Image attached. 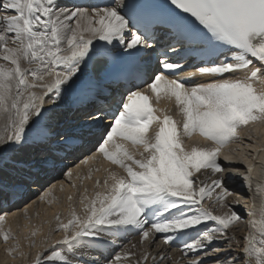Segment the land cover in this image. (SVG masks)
<instances>
[{
    "label": "snow or ice",
    "instance_id": "1",
    "mask_svg": "<svg viewBox=\"0 0 264 264\" xmlns=\"http://www.w3.org/2000/svg\"><path fill=\"white\" fill-rule=\"evenodd\" d=\"M160 23L173 30L177 43L198 46L199 66L170 62L162 54L147 79L137 75L129 82L116 109L97 112L93 122L103 121L104 115L109 121L96 151L121 171L104 168L103 182L97 177L91 197L84 189L83 216L71 206L66 221L54 215L56 225L49 233L63 231V236L55 240L46 234L30 264H81L75 259L79 248L104 234L134 230L143 246L140 255L125 248L107 264H168L173 258L166 250L150 251L157 234L165 248L180 243L187 257L183 264H205L209 258L213 264H264V183L253 191L252 176L264 147L249 145L251 160L242 157L240 176L251 203L241 239L229 232L243 220L235 208L239 202H228L231 193L218 175L224 172L218 162L221 150L239 139L238 129L264 120V88L256 87L264 85V0H167L159 7L116 0L111 6L71 9L59 6V0H0V152L22 144L45 104L54 106L62 90L72 87L93 51H109L104 45L95 48L94 41L119 42L137 55L151 50L152 29ZM185 67L194 70L181 75ZM238 72L244 75H229ZM193 78L203 82L190 83ZM162 99L175 106L181 120L170 108L159 107ZM194 135L211 146L186 147L185 139ZM65 175L71 178V170ZM210 176L217 178L209 181ZM5 223L0 214V237L6 245L13 239L7 248L12 253L20 245ZM218 243L226 247L213 246ZM173 264H181L179 258Z\"/></svg>",
    "mask_w": 264,
    "mask_h": 264
},
{
    "label": "bare ground",
    "instance_id": "2",
    "mask_svg": "<svg viewBox=\"0 0 264 264\" xmlns=\"http://www.w3.org/2000/svg\"><path fill=\"white\" fill-rule=\"evenodd\" d=\"M229 75L243 76L244 73L238 72V73H233V74H229ZM256 87L258 89H260V88H264V85L257 83ZM65 96L69 98L68 100H72L74 98V94L72 96V93L69 90V88L62 90V95L59 97V99H63V97H65ZM171 106L172 105H169L168 101L163 100V99L161 100L160 105H159V107H164V108H171ZM54 110H55V108H49V104L46 103L44 106V109L42 111V116H41L40 120L36 124H33L31 127L28 128L27 135L25 136L22 144L19 146H15L13 148L6 149L3 152H0V199L1 200L10 201L11 199H14V197H17L19 195L24 194V193L20 194V191H18V190L23 191L24 189H21V187H20V189H16L17 185H16V182H14L16 180L15 177L18 176L19 174H21L20 171L22 172V171L26 170V168L24 169L22 165H18V163L24 164V161L20 160V157L25 154L27 156L29 155L30 160L33 158H37L36 154L30 153L29 150L25 149V148H26L27 144L29 142H31L33 139L36 140L39 138L37 135H35L38 132V130L40 129L38 127V125L41 126L42 124H44L45 123L44 116L48 117L49 111H54ZM170 111H171V109H170ZM262 121H259L260 123H257L256 125H254L255 126L254 132H256L255 134H252L253 133L252 131L249 132L250 127L248 125H244L245 130L241 133V131H240L241 127H242L241 126L238 129V132L242 135V138H243L242 139L241 136L238 135L240 140H241L240 144H238L237 146L229 144V146H226L224 151H221L220 158L218 157V162L222 165V167L224 169V172L221 174H218V175L223 177L224 186L231 193V195L228 196V202L231 203L234 200L239 202L238 206H235V208H236V211L240 215H242L243 217L244 216L246 217V219L244 221H246L248 219V217L246 215V209L249 207L251 201H250L249 192L246 189V187L244 186V183H243L241 176H240V173L245 171V162H244V159H242V157H247L248 160H251L252 148L249 147V145H252L254 147H264V121L263 122ZM253 139H255V144H252V142H251ZM192 143H196V142L193 139H191V140H189L188 145H190ZM95 148H96V146L94 148H92L90 151L89 150L84 151V152L81 151V153L79 154V156L77 158H74L71 161H69V163L67 164L65 169H67V168L69 170L73 169L76 165L78 167L80 159H81L80 163L82 165H85V168L78 167V169H81V170L77 171L75 176L71 175V178H69L68 176L65 175L66 179H64L60 182L59 181L60 178L58 177L59 175H57L58 178L54 177L55 179L53 178L52 180H50L46 184L47 186L49 185L48 187L46 185H44L42 188L38 189V187L34 186L30 190V195L33 197L34 196L33 194H35L34 192L36 191V189H38L36 192V193H38L39 191L46 188V190L44 191V193L42 195H44L45 193L50 191L51 194L47 197V199H45V200L39 199V202L36 203L37 205H34L35 203L30 202V203H26L25 205H22L24 207L22 208V206H21V209H20V208H14L15 206H17L14 204L11 207H7L5 210L0 211V214L4 213V215L6 216V223L4 224V227L6 229H10L11 232L16 231V225H17L18 219L22 222L21 228H20L22 236H20V237H21V239H23V242L21 241L20 237L17 240L19 245H20V247H19L20 252L19 253H23V255H20V254H19V256L17 254L12 255L13 252L9 253L7 251V248L12 245L11 242H8L7 245H6V243L3 246L1 245L2 247L0 248V250L4 248L5 251L7 253H9L11 256H9V258H8V260H10L9 263H6L5 260H1L0 264H20V262L25 261L22 259H23V256H27V254H28L27 252H29L28 261L26 263H21V264H30L31 261L29 262V259H30L29 257L30 256L34 257L37 248L41 247V245L43 244L41 242L44 241L43 237L46 235V230L48 229V225L51 221V217H49L47 215L54 216L55 213L61 209L59 203L57 202L60 195H63L62 197H63V201L65 203V205H62L63 211H64V212H62L63 213L62 220L66 221L68 219V212H69L70 206L74 207L75 210L77 207L79 208V206H81V204H78V205H76L77 207H75L74 205L71 204V203H73L74 191H76L75 188H76L77 181L81 177V176L78 177L77 173L81 172V174H83V175L89 174L88 171L91 168L95 169V167H97V166H99L100 173H101V171H103V169L106 168V166H107V165L105 166L106 160L103 159V157L97 153ZM226 151H228V152H226ZM234 153H236V154H234ZM225 155H230L232 157L237 156V157L232 159V161L235 163L233 165L224 164L221 161V157L222 156L225 157ZM92 156H96L97 158L94 160L88 159L87 163H82V161H84L86 158L92 157ZM137 158H139V157H137ZM226 161H228V160H226ZM89 163H92L91 164L92 166L87 165ZM254 164H255V170L252 173L253 191H255V186L258 182L264 183V152L260 153V155L254 161ZM28 165H29V163H26L25 166H28ZM112 166H114V165H112ZM107 167L110 168L111 166L109 165ZM68 169H67V171H68ZM95 171H97V170L95 169ZM97 174H98V172H97ZM103 174H104V172H103ZM103 174H102V176H103ZM35 175H36L35 178H37L39 176V174H37V173ZM95 175H96V172H95ZM97 176L101 177L99 175H97ZM7 178H9L8 181H11L12 184L6 183L5 180ZM213 178H217V176H210L209 181ZM67 179H69L70 181H68ZM102 180H103V178H102ZM17 181H18V179H17ZM89 181H90V179H89ZM93 181L91 180V182H93ZM72 184H75V187H73ZM90 187L92 189H94V186L92 183H90ZM87 195L89 197H91V192H88ZM69 196L72 197L71 201L68 199ZM28 201H29V199H28ZM49 201H51V203H49ZM240 201H241V203H240ZM256 203L258 205L260 203V197L259 196L256 197ZM21 204H23V203H21ZM205 204L208 206H211L207 200L205 201ZM241 205H243L244 208H242ZM33 209L36 210L37 216L39 217L40 222L38 221V217H35L32 224H30L29 220H27V216L28 217L30 216ZM79 209H81V212H82V208H79ZM214 211L219 213V212L224 211V209H219V208L214 207ZM25 213H26V215H25ZM80 215L83 216L82 214H80ZM44 220H47L48 224H45L46 222ZM52 221L55 222L54 219H52ZM244 221L242 220V221L237 222L236 224L231 226L229 229V232L234 233L237 236V239H241L243 234L247 231V225ZM33 230H36V232H37L35 237L31 236V232ZM49 234L51 235L52 239L59 240L63 236V231H60V233L58 232V234L55 232H51ZM32 238H34V241H36L35 246L30 245V241L32 240ZM109 238H112V240L110 242H109ZM49 242L50 241H48V243ZM138 242H139V232L135 231V230L131 231V232L121 233L119 235L104 234V235H102V237L99 240L95 241L93 245L84 246V247L79 248L77 251L80 254L77 255L75 257V259H77V260L80 259L79 261H83V264H107V262H108L107 260H109L110 258L113 259L117 253L122 252L125 248H127L128 250L134 251L136 253V255L139 256L140 252L142 251L143 246L139 245ZM132 244H137V248H135V249L131 248ZM213 246L218 247L222 250L226 247V245L225 244L222 245V243H218V244H215ZM180 247H181L180 243L177 242V243H174L171 246L165 248V246L161 242L159 234H157L156 243L151 246L150 251L159 252L160 250L164 249L173 258L172 260L168 261V264L169 263L173 264V260H175L177 258H179V260H181L180 261L181 264H183L184 260H182L180 258L181 256H183L181 254V252L179 251ZM92 255H95V256H92ZM185 259H187V257H185ZM211 264H213V263H211Z\"/></svg>",
    "mask_w": 264,
    "mask_h": 264
},
{
    "label": "rangeland",
    "instance_id": "3",
    "mask_svg": "<svg viewBox=\"0 0 264 264\" xmlns=\"http://www.w3.org/2000/svg\"><path fill=\"white\" fill-rule=\"evenodd\" d=\"M171 111H170V113L175 117V119H177V120H181L182 119V117L177 113V111H176V109H175V106L174 105H172L171 106ZM260 121H262V120H260ZM264 121V120H263ZM262 121V122H263ZM254 123V124H253ZM257 123H260L259 121H254V122H249L247 125L250 127L249 129V132H253L252 134H255L256 132H254V128H255V126L254 125H256ZM253 127V128H252ZM258 127V126H257ZM252 129V130H251ZM245 130V128H244V125L241 127V133L243 132ZM263 134V133H262ZM238 135L239 136H241V138H242V135L238 132ZM256 136V135H255ZM194 141H197L196 143H201V144H204V143H207L209 146H211V142H207V141H203L201 138H198L197 136H195L194 135V137L192 138ZM243 139V138H242ZM189 142V139H185V146H187L188 145V142ZM240 138L236 141H234V142H232V143H230V145H238V144H240ZM203 142V143H202ZM252 144H255V139H253L252 141ZM228 146H229V144H228ZM235 146V147H236ZM95 150H96V148H95ZM234 154H236V153H234ZM81 160V159H80ZM80 160H79V165H78V167H82V168H85V165H82L81 163H80ZM92 163H89V164H87V165H91ZM86 165V166H87ZM111 166L110 168H112V169H114V171H117V172H120L121 170L119 169V168H117L116 166H112L108 161H105V166ZM75 166V165H74ZM92 166V165H91ZM95 166V165H94ZM106 166V167H107ZM78 167H77V165L73 168V169H70L71 171H72V176H75L76 175V172L77 171H80L81 169H78ZM114 167V168H113ZM107 168H109V167H107ZM68 169V168H67ZM67 169H65L64 171H63V173L62 174H60L58 177L60 178L59 179V181L61 182L62 180H64V179H66V177H65V174L69 171V169H68V171H67ZM95 169L97 170V169H99V166H97V167H95ZM95 169L94 168H91L90 170H91V178H90V181H89V178H87L88 177V175L89 174H85V175H83V174H81V172L79 173L80 175L78 176V177H80L79 178V180L77 181V184H76V188H75V190L76 191H74V197H73V203H71L72 205H74L75 207H77L76 205H78V204H81L79 201H80V194L82 193V192H84V189L86 188H88L87 190V193L88 192H91V196H92V192H94V191H96V189L94 190V189H92L91 187H90V183H92L93 184V186H94V184H95V179H97V175H99V176H101V177H99L100 178V181H101V183H102V178L104 179V176H105V173L103 174V172L104 171H101V173H100V171L98 172V174H97V171H95ZM93 171V172H92ZM95 172H96V175H95ZM88 173H89V171H88ZM102 174H103V176H102ZM121 174H123L122 172H121ZM61 176V177H60ZM57 177V178H58ZM86 177V178H85ZM94 178V179H93ZM85 179V180H84ZM68 181H70L69 179H67ZM91 180L94 182H91ZM82 181V182H81ZM86 182V183H85ZM73 185V184H72ZM47 186V185H46ZM49 186V185H48ZM47 186V187H48ZM90 187V188H89ZM83 189V190H82ZM46 190V188L45 189H43V190H41V191H39L38 193H35V194H33L34 196L32 197V196H30V197H28L26 200H24V202H20L19 204H15V205H17V206H15L14 208H20L21 209V206L22 205H25L26 203H30V202H33V203H35L34 205H37L36 203L37 202H39V199H40V197L42 196V194L44 193V191ZM79 194V195H78ZM63 195H60V197L58 198V200H57V202L59 203V205H60V210H58L56 213H59L60 214V216H61V219H62V216H63V213L62 212H64L63 211V207H62V205H65V203H64V201H63V197H62ZM28 199H29V201H28ZM79 200V201H78ZM26 201V202H25ZM28 201V202H27ZM78 201V202H77ZM21 203H23V204H21ZM64 203V204H63ZM240 203H241V201H240ZM40 204V203H39ZM242 206V208H244L243 207V205H241ZM24 206H22V208H23ZM79 208H82V206H79ZM78 207L76 208V212L80 215V214H84L83 213V211L81 212V209H79ZM241 208V207H240ZM55 213V214H56ZM4 214V213H3ZM46 216V215H45ZM47 216H49V217H51V221H50V223H49V225H48V229L46 230V234H49V230L50 229H53V228H55V225H56V221L54 222V221H52V217H54V216H51V215H47ZM242 216V215H241ZM35 217H38L37 216V212H36V210H34L33 209V211H32V213L30 214V216L28 217L27 216V220H29V222H30V224H32V222L34 221V218ZM243 217V216H242ZM246 219V217L244 216L243 217V221ZM38 221H39V217H38ZM46 223L45 224H48V222H47V220H44ZM40 222V221H39ZM54 222V223H53ZM21 224H22V222L18 219V221H17V225H16V231H13V232H11V234H12V237L15 239V241H17L18 239H19V237L20 236H22V233H21ZM58 232L60 233V231H57V232H55V233H57L58 234ZM20 239H21V237H20ZM3 240V238L2 237H0V248L5 244V241L3 242L2 241ZM32 240H34V238H32ZM31 240V241H32ZM21 241L23 242V239H21ZM8 242H11L12 244H13V239H10ZM7 242V243H8ZM18 242V241H17ZM35 243H36V241H35ZM41 243H46V242H44V241H42ZM40 243V244H41ZM47 243H48V241H47ZM50 243V242H49ZM2 245V246H1ZM31 245V244H30ZM222 245H224V243H222ZM215 247V246H214ZM19 249H17V250H15V251H13V253H12V255H15V254H17L18 256H19ZM28 254H27V256H23V259L22 260H25V261H23V262H20V264L21 263H26L27 261H28V255H29V252H27ZM48 253H45V255H47ZM0 261L1 260H5L6 261V263H9V261L10 260H8V258H9V256H11L9 253H7L6 251H5V249L3 248V249H1L0 250ZM92 256H95V255H92ZM16 257V256H15ZM32 257L33 256H30L29 258V262L32 260ZM22 258V257H21ZM182 260H185V257L184 256H181L180 257ZM79 259V258H78ZM80 260V259H79ZM112 260V258H110L109 260H107V261H111ZM212 259L211 258H209V259H206L205 260V264H211V263H213V260L211 261ZM181 261V260H180ZM81 262V264H83V261H80ZM169 264H172V263H169Z\"/></svg>",
    "mask_w": 264,
    "mask_h": 264
}]
</instances>
